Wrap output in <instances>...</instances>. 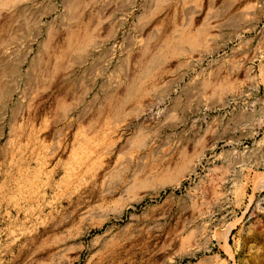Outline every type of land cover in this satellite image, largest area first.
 <instances>
[{
    "label": "rangeland",
    "instance_id": "rangeland-1",
    "mask_svg": "<svg viewBox=\"0 0 264 264\" xmlns=\"http://www.w3.org/2000/svg\"><path fill=\"white\" fill-rule=\"evenodd\" d=\"M0 264H264V0H0Z\"/></svg>",
    "mask_w": 264,
    "mask_h": 264
},
{
    "label": "bare ground",
    "instance_id": "bare-ground-1",
    "mask_svg": "<svg viewBox=\"0 0 264 264\" xmlns=\"http://www.w3.org/2000/svg\"><path fill=\"white\" fill-rule=\"evenodd\" d=\"M180 55L184 56L185 53L180 54ZM190 55L184 58L185 59L192 58V56ZM184 61L186 62L187 60H184ZM46 185L44 187H46ZM36 187H37L36 185L29 184L28 186L27 185L26 186L17 185L16 188L18 190H21L22 192L24 191L27 192V190L28 191L36 190ZM45 190L46 188L43 189L44 193H45ZM9 204H12V207H14L17 210H20L22 208V202H19V201H14V200L9 201ZM171 208L172 207H169V209L168 208H155V209L148 211L145 216L134 220L133 224L126 230V233L123 236H119V237L113 236L110 238V240L106 243V246L104 248L105 254L111 256V255L118 253L119 251H125L129 253L137 243H142L143 241L145 242L146 238L151 237L154 233H159L162 230H164L170 224L175 222L177 217H179V215L176 217V214L173 213Z\"/></svg>",
    "mask_w": 264,
    "mask_h": 264
}]
</instances>
